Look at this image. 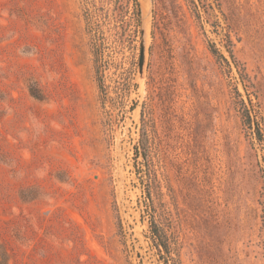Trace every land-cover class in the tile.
Masks as SVG:
<instances>
[{"label":"rangeland","instance_id":"1","mask_svg":"<svg viewBox=\"0 0 264 264\" xmlns=\"http://www.w3.org/2000/svg\"><path fill=\"white\" fill-rule=\"evenodd\" d=\"M138 2L142 72L130 0H0L7 264H264V0Z\"/></svg>","mask_w":264,"mask_h":264},{"label":"trees","instance_id":"2","mask_svg":"<svg viewBox=\"0 0 264 264\" xmlns=\"http://www.w3.org/2000/svg\"><path fill=\"white\" fill-rule=\"evenodd\" d=\"M132 3V6L134 8V15L137 17V23H139V26L141 24V9L140 4L138 0H130ZM88 32L94 36L95 33H97V30L93 27L88 26ZM212 53H217L215 50H211ZM231 56V55H230ZM221 57V56H220ZM232 57V56H231ZM222 58V57H221ZM97 71V70H96ZM243 114H244V121L247 123V125H250V116L249 111L244 107L243 108ZM257 140L259 142L263 141L260 133L257 131ZM147 146L145 143L140 140L139 146H138V153L143 156V159L146 160L147 155ZM150 239L152 241L153 246L157 250L158 253H164L166 256L170 257L171 255V245L169 242V238L164 231L162 227H160L157 223L151 222L150 223ZM1 253H0V264H7L8 261V254L5 252V249L0 246Z\"/></svg>","mask_w":264,"mask_h":264},{"label":"water","instance_id":"3","mask_svg":"<svg viewBox=\"0 0 264 264\" xmlns=\"http://www.w3.org/2000/svg\"><path fill=\"white\" fill-rule=\"evenodd\" d=\"M140 48H139V61H138V70L142 72V67L144 64V53H145V36L146 32L144 27L142 26V20L140 25Z\"/></svg>","mask_w":264,"mask_h":264}]
</instances>
